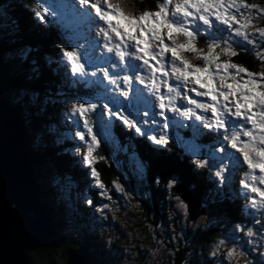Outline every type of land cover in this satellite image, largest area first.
Here are the masks:
<instances>
[{
	"label": "snow or ice",
	"instance_id": "6c2138e0",
	"mask_svg": "<svg viewBox=\"0 0 264 264\" xmlns=\"http://www.w3.org/2000/svg\"><path fill=\"white\" fill-rule=\"evenodd\" d=\"M37 8L33 14L41 23L62 21L65 15L80 21L76 30L65 28L57 67L88 90L87 99L72 97L66 109L68 126L77 129L73 139L87 145L83 164H92L100 144L95 126L107 131L118 122L161 147L169 143L173 128L207 136V151L192 144L190 159L197 169H207L213 201L224 196L236 171L245 169L238 192L246 200L241 213L248 216L236 222L225 218L212 252L214 258L231 261L233 242L242 240L241 248L248 243L238 234L252 236L249 224L259 223L255 213L264 214V71L230 58L238 55L233 44L249 51V45L257 47L256 35L264 40V27L252 24L264 7L246 0H158L155 10L134 13L122 7V0H61L59 5L39 0ZM201 40L203 47L198 46ZM254 55L264 62V49ZM74 150L79 153L80 147ZM90 175L104 189L95 168ZM176 182L167 181L169 187ZM112 183L116 191H125ZM84 202L98 213L108 207L95 205L87 195ZM229 243L232 247L221 252Z\"/></svg>",
	"mask_w": 264,
	"mask_h": 264
},
{
	"label": "trees",
	"instance_id": "16d2710c",
	"mask_svg": "<svg viewBox=\"0 0 264 264\" xmlns=\"http://www.w3.org/2000/svg\"><path fill=\"white\" fill-rule=\"evenodd\" d=\"M138 1L136 0L135 5L141 8L155 7L158 0ZM253 1L264 3V0ZM2 3L4 6L0 8V21H5L3 24L7 25L0 29V68L4 96L10 105L22 111L20 123L28 135L27 153L36 172V184L41 192L40 202L47 215L52 218L54 226L51 243L32 253L30 264H38L42 253L46 254L49 261L52 254H61L66 259L67 251L77 248L81 242L87 243L93 252L89 253L92 264H118L109 260L110 254L105 255V258L99 252L106 242L98 229L101 223L96 221L93 206H83L75 195L71 199L55 188L58 178H70L66 180L73 181L82 191L85 187L96 204L98 192L92 190L95 184H91V177H88L91 168H95L97 178L111 195L114 196L112 182L120 181L135 196L132 199L138 204L137 210H132V217L129 219L133 227L128 226L131 238L139 240L134 241L131 251L135 255V264H151L149 250L157 248L155 234L163 236L157 230L161 224L171 227L170 230H165L164 235L169 236L168 232H173L174 236L173 242H165L170 247L167 264H212L213 256L207 249V243L221 237L225 228L222 216L236 215L240 219V205L246 204V200L238 192L239 180L232 179L225 185L224 196L213 201L209 189H214V185L207 176V169H197L183 151L174 148L176 141L169 140L166 146L161 147L149 141L147 136L137 135L134 130L127 129L118 122L113 125L114 134L110 133L106 140H101L92 164L84 167L79 158L82 149L79 153L74 150L77 140H72L74 136L68 133L70 122L64 119L63 112L71 100H66L67 95L70 98L86 97L88 90L80 85L76 94L66 93L69 90L64 83L70 77L65 70H61L64 68L57 67L63 39L60 26L57 23H41L35 18L33 12L37 10L39 0H0V4ZM11 6L14 7V14L10 13ZM127 9L135 11L131 7ZM252 20L259 26H264L262 17L254 15ZM67 26L70 27V24L67 23ZM16 47L26 49V57L12 52ZM237 61L244 63L250 70L264 71V62L253 56L241 54ZM64 94L66 95L62 96ZM45 169L50 171L48 176H45ZM235 174H239V170ZM171 178H175L177 182L169 187L167 181ZM62 182L59 181L58 184ZM235 199H238L237 202ZM180 200L186 203L184 205L187 211L177 207ZM66 202L74 213L78 207L89 208L83 209L85 211L79 216L77 234L68 233L67 226L60 221L59 211ZM242 215L244 216L240 220H244L248 213ZM114 221L115 218L108 216L102 222L111 225ZM185 224H190L186 226L189 228L181 234V228ZM152 227H156L155 234L150 230ZM238 235L243 237L242 233ZM239 241L241 240L236 243ZM112 243L114 245L116 242ZM240 245L238 244V248L244 252ZM122 248L123 246L118 247L120 250ZM254 255H257L258 261V254Z\"/></svg>",
	"mask_w": 264,
	"mask_h": 264
},
{
	"label": "water",
	"instance_id": "95a60500",
	"mask_svg": "<svg viewBox=\"0 0 264 264\" xmlns=\"http://www.w3.org/2000/svg\"><path fill=\"white\" fill-rule=\"evenodd\" d=\"M1 72L0 264H30L31 254L51 243L54 226L40 202L20 109L6 100ZM65 264H92L87 245L69 249Z\"/></svg>",
	"mask_w": 264,
	"mask_h": 264
},
{
	"label": "rangeland",
	"instance_id": "374dc122",
	"mask_svg": "<svg viewBox=\"0 0 264 264\" xmlns=\"http://www.w3.org/2000/svg\"><path fill=\"white\" fill-rule=\"evenodd\" d=\"M140 1H142V0H139L138 3ZM54 2H55V4L59 5L61 3V0H54ZM246 2L250 3V4L251 3H255V4H257L260 7H264V3L261 4L258 1L256 2V1H253V0H251V1L246 0ZM136 3H137L136 0H122V7H124V8L131 7L133 10H135V12H138V11H141V10H144V9L155 10L154 7H141V8H138L135 5ZM157 3H158V1H157ZM3 6H4V3L0 4V8H3ZM154 6L156 7V4ZM9 9H10V13L14 14L13 13L14 12V7L11 6ZM256 15L260 16V17H262L264 19V14H259L258 13ZM65 17H67V16L65 15ZM46 19H48V18H46ZM4 22L0 21V29H3L5 27H7V25L3 24ZM53 22H54V20H53ZM252 22H253L254 26L257 25L258 27H264V26H259L256 21L252 20ZM7 23H9V21H7ZM48 24H50V23H48ZM71 28L74 29V30L78 29V28H75V27H71ZM60 30H61V33H63L62 34L63 35V39H65V27H63L62 24L60 25ZM248 31H249V33H251L252 29L249 28ZM33 38H36V37H33ZM256 39H257V37H255V40ZM85 43H86L85 40H83V39L80 40L81 46L85 45ZM19 45H21V44L19 43ZM14 48L12 49V52H15L17 55L21 54L23 56V58H24L25 55L23 53H26L27 50L26 49L23 50L21 47H16L17 49H15V50H14ZM9 57H10V53H9ZM61 68H63V67H61ZM61 70H64V69H61ZM74 94H76V93H74ZM68 96L69 95H67V97H66L67 101H69L68 99H71ZM85 99H87V98H85ZM20 112H21V116H22V111H20ZM64 119L67 120L66 119V115L64 116ZM75 131H77L76 128L74 130L73 136L75 135ZM95 131L100 133V135L98 137L99 140H101V138H104L103 140H106V138H108L107 136L110 135V131L103 130L100 127V125H96L95 126ZM86 139H90V138L86 137ZM75 140H77V142H75V143L78 145V147H80V149H82L81 152L79 153V158L82 161L83 154H84V152L87 151V145L86 144H82V142H78V138H76ZM183 143H187V145L190 147L187 150L190 151V152H191V145L192 144H196L193 141L191 142V141H188V140H185V142H183ZM200 147H199V150L202 151V149ZM96 149H97V147L94 148V151H93V154H92L93 155V160L95 159ZM115 151L116 150H114V152ZM49 173H50V171L49 170L46 171V169H45V176H48ZM68 174H70V173H68ZM89 176H90V172L88 174V177ZM234 177H235V179H238V180L240 179V177H238V174H235ZM51 179L54 180L53 177ZM63 179L64 180H62L61 178H58L56 180V181H58V183H59V181L60 182L64 181V182H62V184H58L57 183L55 185V188L57 189V191L60 194H62L64 196H69V198L74 199L73 195L78 197L79 194L83 193L82 192V188L76 186V184L74 185L73 181L69 182L68 180H66V179H70V178L64 177ZM90 179H91V182L94 183V178L92 177ZM53 180L50 181V182H53ZM118 183H120L123 186V184L121 182H118ZM237 183H239V181H237ZM123 187H124V190H125L123 193L119 192V191H116V189H114L113 190L114 191V193H113L114 196L110 194L111 192L108 193V189L105 186H104V189H99L96 186L94 187L98 192H100L102 190L107 192V196H100L98 194L97 201H96L97 204H95V205H100V204L108 205V207L106 209H104L102 213L96 212L97 215L95 216L96 221L98 223H101L98 226V229H99V231H101V233H102L101 236L103 237V239H105V242H106L105 243V247L104 248H100L99 252H101V254H103L104 257H105V255L109 256V254H110L109 260L112 259V262L114 261L115 263L117 262L118 264H135V255L131 251H132V247H134V244H135L134 241H139V240H136V239L134 240V239L131 238V235L128 234V232H129L128 226L130 225V227H133V225L130 223L129 219L132 217L131 216L132 210L133 209L137 210L136 206L138 204H137V202H135L132 199L133 197L135 198L134 194L130 190H128L125 186H123ZM180 190H181V188H180ZM85 195H87L89 197V193L84 192V197H85ZM109 196L111 197L110 199L108 198ZM231 198H233V195H231ZM237 200L238 199H235L234 201L237 202ZM177 207L178 208L180 207V209H184L185 208V210H186V207H185V205L182 202H178ZM240 207H242V206L240 205ZM84 211L85 210H83V212ZM59 214H60V221L67 226V232L68 233L77 234L78 233L79 217L72 211V208L68 204V202H66L65 205L62 206V208L59 211ZM78 214H79V216L81 215V213H78ZM257 214H258V217H255V219L259 223H250L249 224V226H251L253 228L254 234L252 236H248V243H246V244L248 245L249 249H253L254 252H257V251L259 252L258 260H260V261H257V259H255V257L253 255H249L248 253L241 254V251L238 248V244L234 241L233 243H235L236 246H237L236 247V254L233 256L231 261H226V260L225 261H221L220 259H217V258L213 257L212 264H245L246 261H247V264H260L259 262H264V228L260 227V225H264V214H261L259 212H257ZM108 216L115 217V221H114L116 223L114 225L115 227L112 226V224H111V226H106V224H108V222H102L103 217L106 219V218H108ZM124 220H126V221H124ZM222 220H225V217H222ZM180 221H181V219L179 220V222ZM189 225L190 224H185V226L181 228L182 229L181 230V234H184V232L189 228V227H186V226H189ZM170 228H171L170 226L161 224L160 229H157V230L162 233V235H163L162 237H160V236L158 237L154 233V230L156 229V227L155 228H153V227L150 228V230H152V233L155 234L154 238H155V241H156V244H157V248L155 250H149V252H150L149 256H150L151 264H167V261H166L167 260V256H168L167 254H169L168 250H170V247H168V245H166L165 242H167V244H168V242H173V237L174 236L172 235L173 232L172 233L168 232L169 236H166V234L164 235V233H165L166 229L170 230ZM113 241L116 242L114 245L112 243ZM216 241L217 240L215 238V239H211L207 243V249H208V251L210 250L211 253L213 252V247H214V244H215ZM100 245H102V243H100ZM122 246H123L122 250L118 249V247H122ZM102 247H103V245H102ZM226 247H232V243H229V244H227L225 246H222L221 247V252H223L226 249ZM241 250H243V248H241ZM50 257H52V259H51L52 263H51V261H49V259L47 258L46 254L42 253L41 257H40V259L38 261L39 262L38 264H61V263H63V261H65L64 263H66V260L63 258V256L61 254L60 255L59 254H52ZM106 260H108V259H106Z\"/></svg>",
	"mask_w": 264,
	"mask_h": 264
},
{
	"label": "bare ground",
	"instance_id": "6f19581e",
	"mask_svg": "<svg viewBox=\"0 0 264 264\" xmlns=\"http://www.w3.org/2000/svg\"><path fill=\"white\" fill-rule=\"evenodd\" d=\"M64 19L67 21H57V20H54L53 23H57L60 25V23L63 25V27H66L67 26V23L70 24V27H75V28H78V23H80V21L78 19H69L67 17H64ZM63 34V33H62ZM67 82H65V86L67 87V89L69 91H66L67 94H74L77 92L78 88H80V85L78 83H73L71 78L70 79H66ZM66 94H64L63 96H65ZM68 105V104H67ZM64 115H66V110H64ZM70 122V121H69ZM74 130H75V127H71L70 130H68V133L69 134H74ZM109 131V130H108ZM27 135V134H26ZM73 140V138H72ZM73 142V141H72ZM71 142V143H72ZM46 213V211H45ZM68 222V221H67ZM91 251V250H90ZM92 252V251H91ZM93 253V252H92ZM93 258H94V255H93ZM95 260V259H94Z\"/></svg>",
	"mask_w": 264,
	"mask_h": 264
},
{
	"label": "flooded vegetation",
	"instance_id": "af4514ba",
	"mask_svg": "<svg viewBox=\"0 0 264 264\" xmlns=\"http://www.w3.org/2000/svg\"><path fill=\"white\" fill-rule=\"evenodd\" d=\"M264 40L258 39L257 40V47H254L253 50L250 49L249 51H245V54L249 56H253L255 59H257L258 61H261L256 55H254L255 52H260V47L263 45ZM262 49H264V47H261ZM241 55V54H240ZM238 55L237 57H235V59L237 60V58L240 56ZM240 62V61H238ZM262 62V61H261Z\"/></svg>",
	"mask_w": 264,
	"mask_h": 264
}]
</instances>
